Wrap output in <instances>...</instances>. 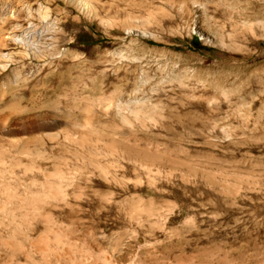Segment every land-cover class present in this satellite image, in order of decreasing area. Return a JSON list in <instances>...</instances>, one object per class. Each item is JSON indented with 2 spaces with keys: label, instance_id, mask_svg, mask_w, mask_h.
<instances>
[{
  "label": "rangeland",
  "instance_id": "1",
  "mask_svg": "<svg viewBox=\"0 0 264 264\" xmlns=\"http://www.w3.org/2000/svg\"><path fill=\"white\" fill-rule=\"evenodd\" d=\"M0 54V264H264V0H0Z\"/></svg>",
  "mask_w": 264,
  "mask_h": 264
},
{
  "label": "bare ground",
  "instance_id": "2",
  "mask_svg": "<svg viewBox=\"0 0 264 264\" xmlns=\"http://www.w3.org/2000/svg\"><path fill=\"white\" fill-rule=\"evenodd\" d=\"M3 54H0V56H2ZM3 65V64H2Z\"/></svg>",
  "mask_w": 264,
  "mask_h": 264
}]
</instances>
